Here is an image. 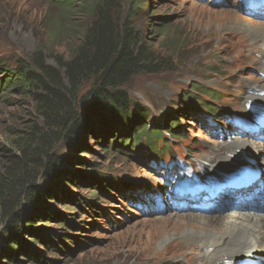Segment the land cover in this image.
<instances>
[{
	"label": "rangeland",
	"instance_id": "1",
	"mask_svg": "<svg viewBox=\"0 0 264 264\" xmlns=\"http://www.w3.org/2000/svg\"><path fill=\"white\" fill-rule=\"evenodd\" d=\"M128 1L134 3L136 9L145 8L133 21L141 44L163 59L171 57L174 63L158 73L146 70L132 77L125 90L134 103L148 109V129L163 132L164 121L173 119L169 123L177 125L174 119H178L185 138L169 141L172 155L165 156L163 164L157 166L152 161L144 162L142 157L126 158L103 149L93 136V123L89 124L92 120L87 122L79 136L84 135L83 148H74L73 141L70 146L61 144L67 147V153L73 152L71 174L78 180L81 174L88 173L96 180L99 175L120 179L125 187L117 189L105 185L111 196L108 197L100 195L95 188L88 189L82 182L75 188L61 181V185H66L69 198L60 202L51 200L49 208L69 220V224L60 226L49 221L48 224L38 223L36 227L40 226L38 230L42 233L48 232L45 227L63 231L61 236H72L77 243L66 240L72 250L67 258L58 251L47 253L42 246L38 249L47 260L55 261L53 264H207L202 254L215 252L211 243L201 246L194 256L189 255L194 248L193 245L189 248L190 241L195 236L178 233L183 226L177 225L180 227L177 229L169 220L192 215L217 216L219 222L229 223L233 218H228L229 213L209 212L208 203L196 212L182 209L177 203H171L168 194L177 179L189 178L191 173L218 163L229 165L236 156L232 153L227 160L223 159L222 148L239 135L229 134L219 126L201 124L197 120L202 121L201 115L176 116L171 109L184 107L180 100L182 95L190 94L188 91L196 85L221 93L216 106L233 116L244 113L246 97L264 94V40L256 47L251 41L253 30L264 26V18L247 15L243 0ZM67 8L54 6L48 0H0V59L11 55L29 59L39 53L46 64L55 65V55L65 56L75 46L65 31L77 23L81 14L77 13L76 19L69 22L66 10H72ZM238 37L245 38L252 55L247 54V48ZM31 118L29 100L12 95L0 100V149L6 148L4 143L9 131L19 130ZM119 130V127L114 129L113 135ZM163 145L162 142L159 146ZM257 148L264 153V149ZM263 157L264 154L260 156L261 163ZM84 162L86 168L79 171L78 166ZM87 199L94 200L99 209L93 210L96 215L84 208L82 201ZM241 212L248 213H234ZM202 237L205 236L196 235L194 240Z\"/></svg>",
	"mask_w": 264,
	"mask_h": 264
},
{
	"label": "trees",
	"instance_id": "2",
	"mask_svg": "<svg viewBox=\"0 0 264 264\" xmlns=\"http://www.w3.org/2000/svg\"><path fill=\"white\" fill-rule=\"evenodd\" d=\"M48 1L72 10H66L69 22L81 14L65 31L75 46L65 56L55 55L54 67L39 53L29 59L17 55L0 59V100L12 95L32 103V118L19 130L9 131L6 148L0 149V264H53L55 261L47 260L38 246L66 258L71 254L66 240L77 243L76 238L63 237V231L47 227L43 229L48 232L42 233L38 230L41 227H36L49 221L69 224L49 208L51 200L69 198L66 185L76 188L82 182L108 197L105 185L121 187V180L118 183L95 172L97 180L92 173L81 174L79 180L71 174L73 152L67 153L61 144L70 146L73 141L74 148H83L84 135L79 136L87 122L92 120L93 136L103 149L131 159L148 152L151 160H161L168 152L167 147L166 152L157 150L162 142L167 146L164 135L173 141L183 138L177 121V125L164 123L165 133L147 130L148 109L134 103L125 90L132 77L146 70L158 73L174 63L171 57L163 59L142 45L133 29V21L145 8L139 4L140 10L136 9L127 0ZM191 91L181 98L184 107L174 108L176 113L196 115V110L191 112L195 106L208 116L221 113L215 105L219 96L213 91L198 85ZM117 127L120 130L113 135ZM86 166L85 162L79 165V171ZM82 204L97 214L93 212L99 210L94 200H83Z\"/></svg>",
	"mask_w": 264,
	"mask_h": 264
},
{
	"label": "bare ground",
	"instance_id": "3",
	"mask_svg": "<svg viewBox=\"0 0 264 264\" xmlns=\"http://www.w3.org/2000/svg\"><path fill=\"white\" fill-rule=\"evenodd\" d=\"M240 39L243 43H245L244 37H240ZM261 40H264V26L253 30L251 35V41L254 47H256L257 43ZM249 54H253V51L249 50L248 55ZM255 98L258 99L259 97L252 95L246 97L245 100L253 101L255 100ZM262 100H264V97ZM255 145L257 144L253 139L243 138L241 135L239 136V138L231 141L230 144H225L223 146L222 149L224 150V156H222V158L227 160L228 155L232 153L236 156L238 154V151L242 149L246 150L248 148L251 150H257V147H255ZM185 202H188V200H185ZM169 206L172 209V205L169 204ZM181 208H188V206H181ZM190 211L193 212L192 210ZM229 214L230 215L228 218H233V220L229 223L219 222L217 216L202 218L195 217L193 215L186 218H177V220H172L171 218L169 221H173L176 227L177 225L183 226L182 230H177L178 233H188L190 235L189 237H191V235H193V237H196V235L205 236L197 240H194V237L193 241H190L191 243L189 248H191L192 245L194 246V248L193 251L188 254L194 256L201 246H204L207 243H211V247L215 252L213 254H202L203 261L207 260V264H231L232 261L239 256L249 255V257H255L261 255V257H263L264 212L257 213L251 211L250 213L244 214ZM178 228L180 227H177V229ZM186 241H189V239Z\"/></svg>",
	"mask_w": 264,
	"mask_h": 264
}]
</instances>
